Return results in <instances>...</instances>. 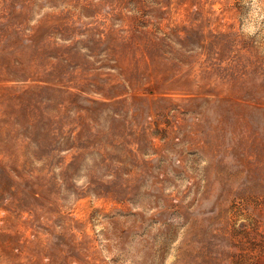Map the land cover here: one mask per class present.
<instances>
[{
    "label": "rangeland",
    "instance_id": "374dc122",
    "mask_svg": "<svg viewBox=\"0 0 264 264\" xmlns=\"http://www.w3.org/2000/svg\"><path fill=\"white\" fill-rule=\"evenodd\" d=\"M0 264H264V0H0Z\"/></svg>",
    "mask_w": 264,
    "mask_h": 264
}]
</instances>
